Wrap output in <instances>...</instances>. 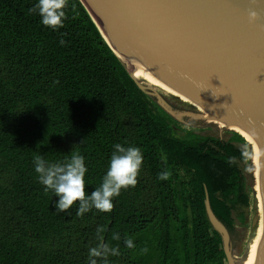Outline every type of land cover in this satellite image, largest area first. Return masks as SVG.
Returning <instances> with one entry per match:
<instances>
[{
	"label": "trees",
	"instance_id": "16d2710c",
	"mask_svg": "<svg viewBox=\"0 0 264 264\" xmlns=\"http://www.w3.org/2000/svg\"><path fill=\"white\" fill-rule=\"evenodd\" d=\"M35 3L0 0V264H226L205 189L231 236L254 199L243 169L251 166L249 142L232 130L226 139L203 134L165 112L80 0H67L55 31L29 11ZM117 143L143 154L136 185L122 189L108 212L77 215V203L54 209L35 159L63 164L83 155L88 194ZM92 248L101 254L91 256Z\"/></svg>",
	"mask_w": 264,
	"mask_h": 264
},
{
	"label": "water",
	"instance_id": "95a60500",
	"mask_svg": "<svg viewBox=\"0 0 264 264\" xmlns=\"http://www.w3.org/2000/svg\"><path fill=\"white\" fill-rule=\"evenodd\" d=\"M137 86L203 134L249 142L254 199L222 239L226 264H264V0H80ZM252 179V180H251Z\"/></svg>",
	"mask_w": 264,
	"mask_h": 264
},
{
	"label": "clouds",
	"instance_id": "9594fccd",
	"mask_svg": "<svg viewBox=\"0 0 264 264\" xmlns=\"http://www.w3.org/2000/svg\"><path fill=\"white\" fill-rule=\"evenodd\" d=\"M66 6L67 0H36L29 11L40 17L43 26L55 31L63 27ZM142 163L143 154L140 148L115 144L100 185L88 194L85 193L84 181L88 167L83 155H71L63 164H49L43 158L37 157L34 170L45 191H50L55 197L54 209L63 212L77 203V215H81L93 208L99 212L110 211L113 198L119 196L122 189L136 185ZM113 238L119 239V236ZM125 244L129 248L134 247L131 239H127ZM102 251L105 254L109 251L114 255L118 254L115 248L108 249L107 246H103ZM100 254L101 250H90L93 257ZM90 264H96V260H91Z\"/></svg>",
	"mask_w": 264,
	"mask_h": 264
}]
</instances>
